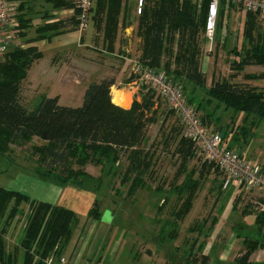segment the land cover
I'll return each instance as SVG.
<instances>
[{
	"label": "trees",
	"instance_id": "trees-1",
	"mask_svg": "<svg viewBox=\"0 0 264 264\" xmlns=\"http://www.w3.org/2000/svg\"><path fill=\"white\" fill-rule=\"evenodd\" d=\"M19 1L22 10L24 3L36 0ZM43 1L51 3L55 10L74 8L72 0ZM208 2L204 0L201 9L197 10L192 0H149L142 12L135 14L136 19L132 22L128 20L125 0H94L90 19H95L92 23L96 28V25L103 24L102 37L108 49L112 47L119 28L133 25L135 36L141 39L137 46V64L163 71L167 76L171 73L174 78L203 88L206 77L201 69L200 42ZM232 6L222 1L219 15L227 17L226 12ZM260 18L255 13H245L242 35L248 47L242 48L244 51H236L238 60L229 63L234 76L246 66L264 65V31L259 29V20L263 19ZM19 21L20 30L16 32L15 39L26 36L25 28L29 26L30 19L19 12ZM78 26L75 10L65 18L37 26L35 35L27 41L50 39L61 33L79 30ZM256 29L262 33L257 32L255 36ZM41 57L42 52L36 46L21 47L19 44L0 55V159L10 152L11 145L23 146L30 139L37 138L41 143L31 145L29 156L34 160L32 173L44 180L58 184L71 182L85 187L92 178L84 170L87 164L102 167L108 172L115 169L119 160L125 159V164L119 167V171H122L121 182H128L129 190L142 187L144 172H147L152 157L144 150L145 128L157 122L160 105L165 109L164 99L153 88L139 82L140 91L145 89L139 95L140 99L134 98L129 107L118 105L112 101L111 95L115 77L106 76L87 84L78 106L61 105L58 96L45 94L31 104L25 100L23 91L29 83L31 65ZM243 77L257 79L264 77V74H244ZM134 79L135 76L130 75L125 82ZM211 84L207 90L210 99L223 103L227 109L264 119V88L239 87L228 79L216 80ZM187 102L191 104L188 99ZM166 112L167 115L174 113L169 106ZM171 139L175 143V152L184 158L195 154L197 147L193 141L181 135L180 121L179 126L172 129ZM197 182L188 176L175 186L179 195L186 193L182 212L191 204ZM22 204H26L27 212L22 210ZM98 208L99 202L95 201L89 216L96 218ZM246 211L244 208L243 214ZM18 215L24 216L18 245L13 252H9L5 241L8 236L6 231ZM256 221L264 225V215L258 214ZM76 222L75 213L66 207L38 201L0 186V264H16L14 255L19 250L22 264H44L48 256L60 254ZM16 223L15 220L13 224ZM250 251L248 246L234 261L245 263ZM207 260L206 256H202V263Z\"/></svg>",
	"mask_w": 264,
	"mask_h": 264
},
{
	"label": "rangeland",
	"instance_id": "rangeland-1",
	"mask_svg": "<svg viewBox=\"0 0 264 264\" xmlns=\"http://www.w3.org/2000/svg\"><path fill=\"white\" fill-rule=\"evenodd\" d=\"M13 1L18 3V12L24 13L28 9L24 14V16L31 17L32 26H29V29L25 28V30L28 29L26 31L28 36L35 35L36 27L48 23L49 20L62 19L71 15V13L62 12L63 9H52L51 3L43 0L27 1L22 10L19 7L20 1ZM192 1L196 9L200 10L202 2ZM134 3L135 0H125L124 4L129 15L128 20L132 22L136 19ZM232 5L228 13L226 12L227 17L219 15L217 18L216 25L219 20H221V25H217L214 37L210 39L202 35L201 69L206 77L204 87L199 88L190 82L174 78L171 73L168 77L181 86L185 98L187 97L186 100L188 99L192 104L190 105L197 107L196 112L206 128L220 133L225 145L238 151L245 159L258 164L264 171V119L253 114L227 109L223 103L210 99L207 92L212 82L221 79H228L230 83L239 87L247 85L257 89L264 88V77L257 79L243 77L244 74H264V65L246 66L235 76L230 68L229 63L238 60L235 52L244 51L242 48L248 47L242 35L245 12L236 5ZM94 20L91 18L88 21V26L92 25L95 33L99 34L90 44L93 47L91 48L92 58L85 57L88 60H82L78 58L80 53H77V50L68 54L65 50L61 52L62 57L55 61V63L60 62L59 66L72 70L78 82L89 83L102 78V67L96 68L95 63L100 64L103 56V52L99 49L102 46L104 26L100 24V26L96 25V28L92 23ZM259 25V29L264 31V20H259ZM131 26L134 32V26ZM129 32L133 34L132 31ZM257 32L262 33L256 29L255 36ZM121 33V38L124 40L126 31L122 29ZM140 40L138 37V44ZM15 44H19L18 40L14 41ZM105 47L104 45L103 48ZM54 59L55 57L52 60ZM50 62L51 60H48V65ZM91 65L92 67L87 69V66ZM112 73L115 75L112 76L118 79L117 83L111 87L114 103L129 107L134 98L140 99L139 95L145 92V89L140 91L141 84L138 85L139 88L131 100L128 95L116 90L123 87L122 83L131 74L122 76ZM51 84L53 83L48 82L47 85L36 86L30 82L27 83L23 91L25 100L32 104L39 96L49 91ZM75 94L76 92L73 91L72 95ZM162 102L165 109L160 105L159 112L161 113L157 122L145 128L144 150H147L152 157L147 172H144L142 187L129 190V183L121 182L122 171H119V167L125 164V159L119 160L115 164V169H110L108 172L107 169L104 170L99 166L89 164L85 166L84 170L92 177L85 187L97 194L98 211L103 216L102 224L110 219V212L113 216L112 226L127 230L128 249L126 252L145 250L144 241H146L149 248L157 249L158 255L167 254L164 264H215L216 254L220 256L222 253L225 256L218 258L222 264L227 262L228 264H264V257L261 262L254 259L256 252L264 250V225L256 221L258 213L249 203L239 200L234 188L221 190L217 170L203 159L198 149L193 156L185 158L175 152V143L171 139V133L172 129L179 126V117L174 110L173 114L167 115L166 109L170 105L164 100ZM206 114L209 115L204 116ZM167 136H169V141L166 140ZM40 143L39 139L33 138L23 146L11 145L10 152L0 159V170L5 166L19 165L22 169L32 172L35 166L33 158L29 156L30 147ZM114 172L115 175H113ZM0 175H4V171H0ZM188 176L198 182L194 188L191 204L185 212H182L186 193L179 195L175 186H178ZM260 191L257 189L252 192L253 195L248 196L258 198L262 195ZM22 207V210L27 212L26 204H22ZM244 208L247 210L246 214L242 212ZM23 217L18 215L15 219L16 225L13 224L15 221L13 220L7 228L6 234L11 238L16 239L20 233ZM135 228L150 229L153 232L149 235L145 234V239L140 240L139 243L132 244ZM248 246L251 248L248 260L245 263H235V257L241 256ZM212 249L216 251L213 252L211 261L202 263L203 254H210L207 252H211ZM127 261L131 262L129 256Z\"/></svg>",
	"mask_w": 264,
	"mask_h": 264
},
{
	"label": "crops",
	"instance_id": "crops-1",
	"mask_svg": "<svg viewBox=\"0 0 264 264\" xmlns=\"http://www.w3.org/2000/svg\"><path fill=\"white\" fill-rule=\"evenodd\" d=\"M70 9H63L62 12L70 13ZM26 10L28 11V9ZM24 17L31 20V17L28 15ZM52 21L53 20H49V22ZM29 26H32L31 21H29ZM29 26L27 27L28 29L30 28ZM130 27L131 28L126 27L123 29L126 31L124 40L121 38L122 29H118L116 39L110 49L106 47L103 48L106 43H104L102 39V48L100 47L99 49L103 52L102 60L99 62L100 64L95 63L96 68L102 67V77L114 75L112 72L122 76H128V74H130V69L138 55V38L133 32V27ZM89 29H91L90 32ZM129 31H132L133 34H130ZM97 35L99 34L95 33L91 25V27L88 26V28L83 31L75 30L65 32L55 35L50 39L44 38L33 42L27 41L32 36L26 35L17 38L16 40H18V43L21 44L22 47L30 45L36 46L37 49L42 52V57L33 62L29 69L28 81L36 86L43 84L47 85L48 82H51L53 84H51L49 91L45 92V95L58 96V102L61 105H80L84 89L88 83H83V81L78 82L77 79L74 78L72 70H69V68L67 69L65 66H59L60 62L58 61V63H55V61L57 58L60 59L62 57L61 52L65 50H67V54L77 50V53H80L78 58L82 60H88L86 59L87 57L92 58L91 48L93 47L90 44ZM54 57L55 59L52 60ZM48 60H51L49 65ZM91 67L92 65L87 66V69ZM117 81L118 79L115 78V83H117ZM122 85V88L116 90L128 95L131 100L132 96L136 94L139 88V82L135 80L131 82L124 81ZM73 91L76 92L75 95H72ZM37 99L35 101H37ZM0 171H4V175H0V186L21 192L29 198L38 201L66 207L75 213L77 222L72 229L66 246L59 254L65 257L69 264H164V261H166L167 254L162 256L158 255L157 249L155 250L154 247L149 248L146 241H144L145 250H140L138 252L136 250H134L135 252L129 250L126 252L128 249V241L126 239L127 230L112 226L114 224L113 222V224L111 223L113 216L109 211L110 219L103 224L101 212L98 213L99 215L96 218L89 216L90 208L93 206L94 202L98 200L96 192H92L89 188L71 182L58 184L54 181L44 180L30 171L22 169L19 165L5 166ZM260 193L264 195V189L261 190ZM152 232L153 230L150 229L145 230L141 228L138 230L135 228L132 236V244L139 243L140 240L145 239V234L149 235ZM19 235L20 233L16 239L11 238L9 235L5 237L7 250L9 252H12L18 245ZM214 251L216 250L212 249L211 252H207L211 255L203 254L208 258L207 262L211 261ZM261 251L264 252V250ZM217 255L218 254H216V262L214 263L222 264L218 258L224 257L225 255L223 253L220 256L218 255V257ZM128 256L131 262L127 261ZM14 257H16V264H22L20 250L16 251ZM261 259L257 262H261ZM234 262L239 263L236 261ZM226 264H228V262Z\"/></svg>",
	"mask_w": 264,
	"mask_h": 264
},
{
	"label": "built area",
	"instance_id": "built-area-1",
	"mask_svg": "<svg viewBox=\"0 0 264 264\" xmlns=\"http://www.w3.org/2000/svg\"><path fill=\"white\" fill-rule=\"evenodd\" d=\"M203 1L199 0V2ZM222 1L236 5L245 13H255L264 20V0H209L204 29V35L207 38L212 39L215 35L216 21ZM72 2L74 8L70 9V13L77 11L78 27L80 31H83L88 26L94 0H72ZM148 2L149 0H135V14L139 15ZM19 30L18 3L13 0H0V55L6 53L14 45L16 40L14 36ZM130 74L135 76V81L153 88L177 113L182 137L193 141L203 159L215 167L220 177L221 190L234 188L239 200L249 203L258 214L264 215V195L258 198L248 196L253 195L252 192L257 189H264L262 168L245 159L235 149L225 145L220 133L206 128L194 107L188 104L181 86L173 82L163 71L143 67L134 62ZM263 256L264 252L259 250L255 254V260L260 261ZM44 264L69 263L63 256L50 255L44 259Z\"/></svg>",
	"mask_w": 264,
	"mask_h": 264
}]
</instances>
